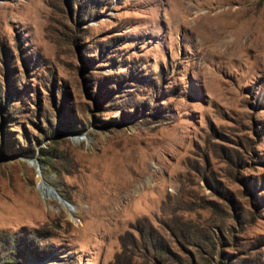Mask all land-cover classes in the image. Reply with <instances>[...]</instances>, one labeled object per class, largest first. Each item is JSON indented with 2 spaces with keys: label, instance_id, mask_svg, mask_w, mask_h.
I'll use <instances>...</instances> for the list:
<instances>
[{
  "label": "rangeland",
  "instance_id": "rangeland-1",
  "mask_svg": "<svg viewBox=\"0 0 264 264\" xmlns=\"http://www.w3.org/2000/svg\"><path fill=\"white\" fill-rule=\"evenodd\" d=\"M0 264H264V0H0Z\"/></svg>",
  "mask_w": 264,
  "mask_h": 264
},
{
  "label": "bare ground",
  "instance_id": "bare-ground-1",
  "mask_svg": "<svg viewBox=\"0 0 264 264\" xmlns=\"http://www.w3.org/2000/svg\"><path fill=\"white\" fill-rule=\"evenodd\" d=\"M40 187L41 188H43L44 190H46V191H52L49 187H47L44 183H40ZM61 202L63 203V204H65L67 207H69V208H71V209H73V205L72 204H70V203H68V202H66L63 198L61 199Z\"/></svg>",
  "mask_w": 264,
  "mask_h": 264
},
{
  "label": "water",
  "instance_id": "water-1",
  "mask_svg": "<svg viewBox=\"0 0 264 264\" xmlns=\"http://www.w3.org/2000/svg\"><path fill=\"white\" fill-rule=\"evenodd\" d=\"M66 201V200H65Z\"/></svg>",
  "mask_w": 264,
  "mask_h": 264
}]
</instances>
